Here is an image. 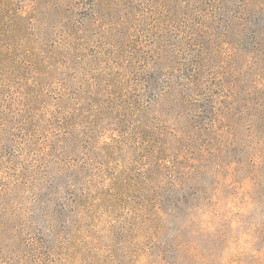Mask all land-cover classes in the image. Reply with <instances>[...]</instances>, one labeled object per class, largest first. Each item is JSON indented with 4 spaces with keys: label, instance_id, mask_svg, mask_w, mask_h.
<instances>
[{
    "label": "trees",
    "instance_id": "trees-1",
    "mask_svg": "<svg viewBox=\"0 0 264 264\" xmlns=\"http://www.w3.org/2000/svg\"><path fill=\"white\" fill-rule=\"evenodd\" d=\"M44 11L70 16L43 43L30 95L5 69L0 31V213L25 181L54 243L104 211L229 220L243 180L264 178V0H46ZM21 158L33 167L13 168Z\"/></svg>",
    "mask_w": 264,
    "mask_h": 264
},
{
    "label": "rangeland",
    "instance_id": "rangeland-1",
    "mask_svg": "<svg viewBox=\"0 0 264 264\" xmlns=\"http://www.w3.org/2000/svg\"><path fill=\"white\" fill-rule=\"evenodd\" d=\"M9 1L13 13L0 8V31H7L12 43L11 62L5 69L13 72L14 85L30 95L41 85V50L57 39L58 22L69 14L44 11L46 0ZM20 6H27L28 12H16ZM137 35L144 39L142 32ZM33 162L21 158L13 168H32ZM0 175L8 179L3 172ZM35 176L41 183V172ZM22 183L9 215L0 213V222L6 226L0 227V264H264V178L243 180L247 193L237 195V206L225 211L229 220L221 222L211 210L198 209L153 213L147 221L122 211H104L91 228L83 222L69 244L60 238L54 243L44 235L41 202L34 201L36 182L33 188ZM228 195L224 186L220 193L223 206Z\"/></svg>",
    "mask_w": 264,
    "mask_h": 264
}]
</instances>
